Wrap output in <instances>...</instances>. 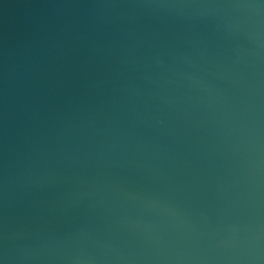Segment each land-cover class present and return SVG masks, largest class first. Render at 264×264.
Here are the masks:
<instances>
[{"label":"water","instance_id":"1","mask_svg":"<svg viewBox=\"0 0 264 264\" xmlns=\"http://www.w3.org/2000/svg\"><path fill=\"white\" fill-rule=\"evenodd\" d=\"M0 264H264V0H0Z\"/></svg>","mask_w":264,"mask_h":264}]
</instances>
